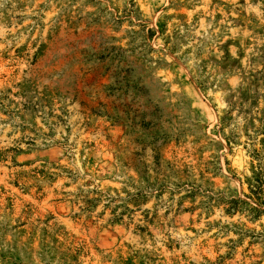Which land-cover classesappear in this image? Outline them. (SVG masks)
<instances>
[{
	"label": "rangeland",
	"instance_id": "1",
	"mask_svg": "<svg viewBox=\"0 0 264 264\" xmlns=\"http://www.w3.org/2000/svg\"><path fill=\"white\" fill-rule=\"evenodd\" d=\"M0 264H264V0H0Z\"/></svg>",
	"mask_w": 264,
	"mask_h": 264
}]
</instances>
